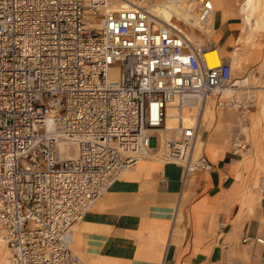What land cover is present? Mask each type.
<instances>
[{"label":"built area","instance_id":"2783aa9c","mask_svg":"<svg viewBox=\"0 0 264 264\" xmlns=\"http://www.w3.org/2000/svg\"><path fill=\"white\" fill-rule=\"evenodd\" d=\"M151 2L112 9L107 0H0V243L8 264H84L71 247L74 226L141 158L179 164L184 174L208 170L204 155L194 157L207 101L241 113L244 132L251 87L239 85L220 51L219 65L207 68L213 41L176 15V24L159 20ZM188 2L207 26L213 1ZM196 107L185 125L183 109ZM59 142L75 156L62 157ZM230 146L232 154L247 149L240 137Z\"/></svg>","mask_w":264,"mask_h":264},{"label":"crops","instance_id":"0c3cea01","mask_svg":"<svg viewBox=\"0 0 264 264\" xmlns=\"http://www.w3.org/2000/svg\"><path fill=\"white\" fill-rule=\"evenodd\" d=\"M212 1L209 38L256 97L246 128L241 113L207 101L194 157L210 168L184 174L173 162H136L74 226L71 247L84 264H264V39L238 42L237 0ZM238 137L247 149L232 154Z\"/></svg>","mask_w":264,"mask_h":264},{"label":"bare ground","instance_id":"6f19581e","mask_svg":"<svg viewBox=\"0 0 264 264\" xmlns=\"http://www.w3.org/2000/svg\"><path fill=\"white\" fill-rule=\"evenodd\" d=\"M107 1L109 3L108 6L112 9H119V8H123V7H128L132 4H140V5L144 4V0H136V1L107 0ZM182 3L183 4H181V0L152 1L149 5H147V9L154 16H156L159 20H161L163 22H168L171 24H176L175 15L177 17H181L182 19L191 22V24H193V26H196L199 29V31L205 36V38L210 39L209 34H210L211 29H212V20L213 19L211 18V22L209 24H207V26L201 25L196 20H195L196 22H192V20H194V17L192 16V14L194 13L192 6L188 2V0H183ZM263 7H264V0H244L240 11L244 12V14H245L244 15L245 22L252 19V17H250L248 15L249 12L252 13L256 9H259V8L263 9ZM242 12H241V14H242ZM191 16L193 17V19ZM249 22H251V20ZM261 24H264V23L261 22ZM199 25L202 27L200 28ZM263 29H264V25H263ZM218 51H219L218 47H214V48H212V50H209V51L206 50V52L204 53V55H203L204 56V64L207 68L216 67L219 65L220 60H219V56H218ZM226 57H228L230 59L229 56H226ZM260 70H262L263 75H264V69L261 67ZM262 82L264 83V78H263ZM262 87L264 89V84ZM242 91H243V88H238L237 93L242 92ZM176 105H177V99L175 98L172 100V102L168 106V109H167V116L168 117L166 119V125L168 127L173 126L176 122V119L174 117L176 115V112H177ZM206 106H207V104H206ZM196 109H197V107L192 109V110L187 109V108L183 109L182 121L185 125H190L192 123V121H193L192 115L195 114ZM204 109L200 113L201 114L200 115V118H201L200 124H201ZM58 146H59V151L61 153L64 152L62 157H73V156H75L74 150H73L72 154L69 153L70 152V146L67 142H59ZM141 159H147V158H141ZM141 159H139V160H141ZM152 159H154V158H152ZM8 257H9L8 248L5 249L4 243H0V261H1V263L2 264H8Z\"/></svg>","mask_w":264,"mask_h":264},{"label":"rangeland","instance_id":"374dc122","mask_svg":"<svg viewBox=\"0 0 264 264\" xmlns=\"http://www.w3.org/2000/svg\"><path fill=\"white\" fill-rule=\"evenodd\" d=\"M241 1L242 0H237L236 1V4H235L236 5V13H234V15H237V17H239V19H240V26H239L240 30H239V36H238L239 41L238 42H245V44H247V45L248 44H254L258 39H264V29H263V25L264 24H261V22L264 23V7H263V9L259 8V9L254 10L252 13L249 12L248 15L250 17H252V19H250L251 22H249L250 20L245 22V20H244V15L245 14H244V12L240 11L243 2L239 6L238 12H237V7H238V5H239V3ZM182 2H183V0H181V4H183ZM241 12H242V14H241ZM192 16L194 17V20H192V22H196L194 13L192 14ZM193 17H192V19H193ZM98 18H99L98 16H95V17L94 16H90L89 17L90 25L98 24ZM201 27L202 26H200V28ZM216 40L219 41L218 37H216ZM227 56L230 57V55H227ZM261 62H262L261 67L264 69V53H263V59H262ZM235 64L236 63H232L233 69L234 70H240L241 68L239 66L237 67V65H235ZM236 67L238 69H236ZM258 69L260 70V67ZM263 78H264V75H263ZM263 84L264 83L262 82V85ZM263 109H264V105H263ZM261 113L264 116V111H262ZM69 153L72 154L73 153V149ZM260 154H261V152H260ZM263 156H264V154L262 155V157ZM4 248L7 249L5 244H4ZM0 264H2L1 261H0Z\"/></svg>","mask_w":264,"mask_h":264}]
</instances>
